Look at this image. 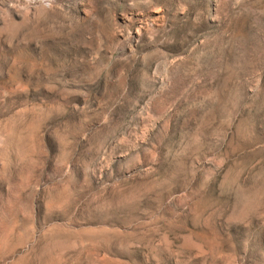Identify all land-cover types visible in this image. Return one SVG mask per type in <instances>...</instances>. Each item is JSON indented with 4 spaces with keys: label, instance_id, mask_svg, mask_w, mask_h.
Masks as SVG:
<instances>
[{
    "label": "rangeland",
    "instance_id": "1",
    "mask_svg": "<svg viewBox=\"0 0 264 264\" xmlns=\"http://www.w3.org/2000/svg\"><path fill=\"white\" fill-rule=\"evenodd\" d=\"M0 264H264V0H0Z\"/></svg>",
    "mask_w": 264,
    "mask_h": 264
}]
</instances>
